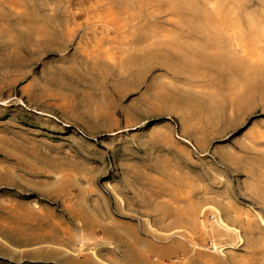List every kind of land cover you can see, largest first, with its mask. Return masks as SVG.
Returning a JSON list of instances; mask_svg holds the SVG:
<instances>
[{"label":"rangeland","instance_id":"374dc122","mask_svg":"<svg viewBox=\"0 0 264 264\" xmlns=\"http://www.w3.org/2000/svg\"><path fill=\"white\" fill-rule=\"evenodd\" d=\"M202 3L211 4L213 17L247 20L246 26L225 27L230 35L225 36V46H230V52L226 51L230 76H237V82L243 84L245 75L246 99L239 96L238 89L231 90V98L223 104L231 114L235 107L245 114L236 135L246 137L247 145L258 142L264 149V0H0V101L5 104L0 106V136L13 142L7 149H15V145L26 149L23 163L37 165L36 181L48 177L53 194L70 199L82 196L100 208L111 197L122 201L126 190L132 196H142L145 189L122 187L128 173L117 171L114 150L186 148L169 131L170 125H175L172 115L155 118L145 129L121 134H116L118 121L127 117L129 107H142L144 89L157 85L167 70L166 61L176 57L174 51L162 53L160 66L159 53L144 52V48L157 47L160 40L164 48L176 46L180 27L175 18L194 16ZM175 62L173 58V72L162 80L172 86L180 82ZM185 66L199 69L201 64L194 59ZM153 111L151 107L144 114L153 116ZM154 126L153 131L167 127L162 130L166 142L148 147L149 139L143 133ZM230 141H220V149H228ZM126 160V155L119 156L121 165ZM199 179H207L205 163ZM165 190L164 201L172 202L175 189ZM177 190L185 206L184 199L188 200L194 189ZM209 193L202 188L195 195L204 198ZM228 194L237 195V189L229 188ZM23 196L40 200L43 210L62 211L61 204L45 199L38 191L23 189ZM225 206L230 214L237 212L233 211L235 205ZM251 211L262 226L248 235L256 237L255 245L239 246L238 234L245 235L234 230V240L228 246L220 245L218 240L230 235L229 230H221H226L223 219H219L220 225L203 223L183 236L197 252L222 251L228 264H264V210L252 207ZM102 236L98 229L94 236L77 243L72 253L96 257L98 250L111 251ZM27 238L22 236L24 241ZM151 238L167 242L172 237ZM63 247L55 248L48 261L24 264H66V245ZM169 259L152 261L158 264Z\"/></svg>","mask_w":264,"mask_h":264},{"label":"crops","instance_id":"0c3cea01","mask_svg":"<svg viewBox=\"0 0 264 264\" xmlns=\"http://www.w3.org/2000/svg\"><path fill=\"white\" fill-rule=\"evenodd\" d=\"M202 6L192 17L175 18V25L180 27L176 46L164 48L160 40L157 47L144 48V52L159 53L160 66L164 62L162 53L174 51L176 57L164 64L167 70L159 77L160 82L144 89L142 107H129L127 117L118 121L116 134H121L128 129H145L155 118L172 115L175 125L169 124V131L186 148L114 150L117 171L128 173L122 187L145 189L142 196H132L126 190L122 201L111 197L100 208L82 196L70 199L64 194H53L48 177L41 183L36 181L37 165L23 163L26 149H17L16 145L15 149H7L13 142L0 136V264L48 261L55 248L62 250L65 245L66 264H155L152 259L169 257H182L186 264H228L222 251L197 252L183 236L203 223L209 227L213 222L219 224V219H223L226 228L222 232L229 230L230 234L218 240L220 245L228 246L234 240L233 230L246 237L238 234L239 246L257 243L255 236L248 235L262 229L251 210H264V149L258 142L247 145L246 137L236 135L244 125L245 114L236 107L231 114L223 104L231 98V90L238 89L239 96L246 99L245 75L243 84L237 82V76H230L232 68L226 59L230 46H225V36L230 35L225 27L246 26L247 20L213 17L211 4ZM173 58L180 81L175 86L162 81L173 72ZM194 59L200 62L199 69L185 66V62ZM237 68L235 65L234 73ZM0 106L4 107V102L0 101ZM151 107L154 115L144 114ZM154 128L143 133L149 139L148 147L166 142L167 135L162 130L167 127L159 126L153 131ZM226 139H231L228 149H220L219 142ZM120 155H126V164L119 163ZM204 163L207 179L200 181L199 171ZM168 187L175 189L172 202L164 201ZM177 188L194 189L189 191L188 200L184 199L185 206ZM202 188L210 193L198 198L195 193ZM229 188H236L237 195H229ZM23 189L38 191L45 199L61 204L62 211L43 210L40 200L24 199ZM214 189H218L216 193ZM229 204L235 205L233 211L237 212H227L225 205ZM212 215L214 220L210 221L208 217ZM56 220L61 222L56 224ZM98 229L111 251L98 250L96 257L72 253L77 243L94 236ZM156 235L172 238L167 242L151 238ZM22 236L29 238L24 241Z\"/></svg>","mask_w":264,"mask_h":264},{"label":"built area","instance_id":"2783aa9c","mask_svg":"<svg viewBox=\"0 0 264 264\" xmlns=\"http://www.w3.org/2000/svg\"><path fill=\"white\" fill-rule=\"evenodd\" d=\"M208 219L214 220V216L213 215L209 216ZM158 264H186V263L182 257H175V258H171L169 260L160 261Z\"/></svg>","mask_w":264,"mask_h":264}]
</instances>
